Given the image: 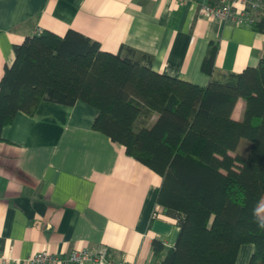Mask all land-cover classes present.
Masks as SVG:
<instances>
[{"label": "crops", "instance_id": "1", "mask_svg": "<svg viewBox=\"0 0 264 264\" xmlns=\"http://www.w3.org/2000/svg\"><path fill=\"white\" fill-rule=\"evenodd\" d=\"M200 7L201 0H0V81L14 47L45 31H76L108 53L132 49L150 56L155 72L201 88L257 67L264 34L200 18ZM211 44L218 46L213 76L202 71ZM244 109L238 101L233 118ZM97 114L84 102L43 101L33 116L18 113L3 128L0 256L105 247L115 261L161 264L153 242L164 243V255L175 246L179 226L156 203L161 177L94 131ZM252 252L243 246L237 264H249Z\"/></svg>", "mask_w": 264, "mask_h": 264}, {"label": "trees", "instance_id": "2", "mask_svg": "<svg viewBox=\"0 0 264 264\" xmlns=\"http://www.w3.org/2000/svg\"><path fill=\"white\" fill-rule=\"evenodd\" d=\"M252 26L264 34L262 11ZM217 50L211 44L203 61L209 76ZM14 52L0 81V134L43 101L87 103L98 111L92 129L162 179L156 203L180 230L166 255L153 242L161 264H237L246 245L249 264H264V55L257 67L201 88L155 72L150 56L105 52L73 30L28 37Z\"/></svg>", "mask_w": 264, "mask_h": 264}, {"label": "built area", "instance_id": "3", "mask_svg": "<svg viewBox=\"0 0 264 264\" xmlns=\"http://www.w3.org/2000/svg\"><path fill=\"white\" fill-rule=\"evenodd\" d=\"M259 11L264 15L262 0H201L199 16L221 23L252 26L254 17ZM0 264H126V262L113 260L109 250L101 247L96 250L74 251L68 256L46 251L33 254L26 259L2 255Z\"/></svg>", "mask_w": 264, "mask_h": 264}, {"label": "rangeland", "instance_id": "4", "mask_svg": "<svg viewBox=\"0 0 264 264\" xmlns=\"http://www.w3.org/2000/svg\"><path fill=\"white\" fill-rule=\"evenodd\" d=\"M260 214H261L262 216H264V199H263V201H262V205H261V207H260Z\"/></svg>", "mask_w": 264, "mask_h": 264}, {"label": "clouds", "instance_id": "5", "mask_svg": "<svg viewBox=\"0 0 264 264\" xmlns=\"http://www.w3.org/2000/svg\"><path fill=\"white\" fill-rule=\"evenodd\" d=\"M259 226H260V227H264V222H262Z\"/></svg>", "mask_w": 264, "mask_h": 264}]
</instances>
